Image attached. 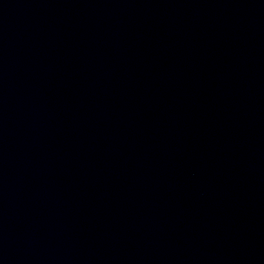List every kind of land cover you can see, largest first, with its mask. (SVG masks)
<instances>
[{
  "label": "water",
  "instance_id": "95a60500",
  "mask_svg": "<svg viewBox=\"0 0 264 264\" xmlns=\"http://www.w3.org/2000/svg\"><path fill=\"white\" fill-rule=\"evenodd\" d=\"M0 264H264V0H0Z\"/></svg>",
  "mask_w": 264,
  "mask_h": 264
}]
</instances>
